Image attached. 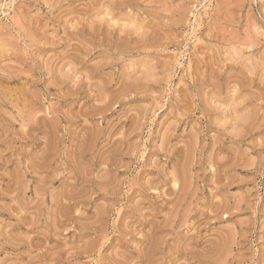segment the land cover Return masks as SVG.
Listing matches in <instances>:
<instances>
[{
    "label": "rangeland",
    "instance_id": "1",
    "mask_svg": "<svg viewBox=\"0 0 264 264\" xmlns=\"http://www.w3.org/2000/svg\"><path fill=\"white\" fill-rule=\"evenodd\" d=\"M0 264H264V0H0Z\"/></svg>",
    "mask_w": 264,
    "mask_h": 264
}]
</instances>
